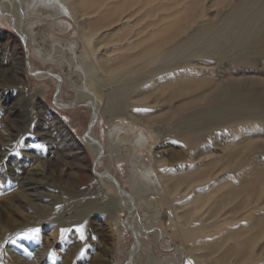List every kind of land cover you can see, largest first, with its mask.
I'll use <instances>...</instances> for the list:
<instances>
[{
	"label": "bare ground",
	"instance_id": "6f19581e",
	"mask_svg": "<svg viewBox=\"0 0 264 264\" xmlns=\"http://www.w3.org/2000/svg\"><path fill=\"white\" fill-rule=\"evenodd\" d=\"M31 2L25 6L20 0L2 1L0 14L13 20L18 15L21 26L28 13L38 15L35 12L40 6L54 11L52 16L71 18L81 31L79 43L58 40L48 49L41 47L45 40L34 32L25 33L24 25L19 31L25 49L27 41L39 46L40 54L51 55L55 63L69 67V79L75 77L74 71L78 73L83 85L75 91L76 100L70 106L87 99L97 112V121L100 112H108L122 125L147 128L153 139L152 124L157 123L161 136L163 133L184 150L172 161L158 153L151 157L154 165L147 172L152 192L142 197L127 195L109 170L102 175L94 170V183L86 184L87 188L83 185L84 207L44 206L47 214L35 224L37 240L50 252L56 246L62 248L58 244L63 243L67 253L72 252L74 243L84 242L83 248L104 254L105 259L99 258L101 264H114L116 233L122 230L120 216L127 206L132 219L129 228L135 235L143 211V229L155 230L157 240L167 242H172L168 231L172 232L181 243L182 255H188L185 264H264V96L257 90L251 100L231 98L228 89L232 82L227 78L232 68L251 63L248 56L232 58L239 47L248 44L259 49L264 59V0H49L46 6H41L40 0ZM29 55L27 48V66L34 73L38 70L30 65ZM67 55L75 62H69ZM83 57L87 61L84 66ZM52 76L59 75L49 70L47 77L55 78ZM107 82L114 87L107 88ZM36 92L34 99L42 102L44 90ZM215 105L229 110L215 115V120L224 117L220 125L210 118L214 113L209 108ZM55 120L61 123L58 117ZM120 140L135 142L133 135ZM85 141L98 155L104 153L94 129ZM135 144L139 149L144 145ZM109 149L113 156L117 154L113 147ZM130 154L116 155L117 161L131 164L135 172L148 167L145 160L140 165L131 160ZM134 177L135 173L130 181ZM81 211L88 216L82 224L84 241L75 230L71 236L68 231L58 237L61 229L72 228L74 214L78 219ZM26 230L16 231L25 238ZM141 248L136 240L123 264L144 260ZM155 259V255L149 256L148 264ZM7 260V264L22 263L16 253L8 254ZM34 263L52 264V256Z\"/></svg>",
	"mask_w": 264,
	"mask_h": 264
},
{
	"label": "rangeland",
	"instance_id": "374dc122",
	"mask_svg": "<svg viewBox=\"0 0 264 264\" xmlns=\"http://www.w3.org/2000/svg\"><path fill=\"white\" fill-rule=\"evenodd\" d=\"M2 1L5 0H0V2ZM31 1L29 2L32 3ZM29 2L28 0H20V3L25 6ZM48 3L49 0H40L41 6H46ZM38 7L39 10L35 12L38 15L35 16L33 12L28 13L21 26L18 25L20 19L18 15H15L13 20L9 15L0 14V264H7V255L12 253H16L20 257L21 264H36L34 263L36 259H45L49 254L52 256V264H101L103 261L100 262L99 258L105 259L104 254L83 248L84 242L80 245L74 243L72 252L67 253L64 252L63 243L58 244L62 245V248L56 246L54 251L50 252L49 248L43 245V241L37 240L39 228L37 229L35 224H37V220L47 214V211H44L46 210L45 207L49 209L53 204L61 208L78 206L81 209L84 207L87 199L84 198L86 196L83 197L82 195L85 190L83 185L87 188L88 184L94 183L96 175L94 170L100 174L109 170L129 196L140 194L142 197L146 193L150 194L152 185L150 186L151 178H149L150 173L147 171L154 165V158L151 157L158 153L172 161V159L179 157L184 150L179 144L165 139L163 133L161 136V129L158 130L157 126L159 125L157 123L152 124V130L156 135L153 139L151 134L147 135L149 134L146 132L147 128L138 127L134 124L122 125L120 120L113 119L110 113L102 111L94 127V133L104 148V156L96 164L98 154L83 138L92 118V108L86 105L89 101L83 99L76 108L61 107L63 104L71 105L76 100L75 91L77 92L83 85L82 79L75 71V77L69 79L70 69L68 66L55 63V60L50 57L51 55L49 57L43 56L39 52L42 50L39 46L36 47L27 41L26 47L30 54L28 58L31 66L38 70L37 72L52 70L62 78L60 94L56 98L60 83L55 78L47 77L48 74L34 76V74L29 73L26 49L22 37L19 35L20 28L24 25L25 33L34 32L36 37L39 36L40 39L45 40L41 47L48 49L53 42L58 40L64 43L73 41L79 43L81 31L71 18L52 16L51 13L53 14L54 11ZM16 10L18 13V8H15ZM245 45H243V49L239 47V51L234 50L231 56L235 60L240 56H248L251 63L247 62L245 65L232 68L233 71L228 72L227 78L232 82L228 94H231L229 95L231 98L251 100L258 92L264 96V59L259 49H254L248 44ZM111 46L113 44L107 48H111ZM44 58L47 59L46 62ZM67 59L71 63L75 62L72 55H67ZM82 61V66L87 64L84 57ZM257 69L258 71L255 72ZM74 82L76 83L73 84ZM106 84H110L107 88L114 87L111 83L107 82ZM241 85H244V88L240 87ZM39 89H43L45 93L42 102L34 99L36 98L34 95ZM102 108L103 103L100 105V109ZM209 110L214 113L210 116L211 120H215L214 117L218 112L229 111L220 105H215ZM57 117L61 123L55 120ZM231 118L228 117V119ZM223 121L224 117L222 116L217 118L214 123L220 125ZM131 135H133L135 142L120 140V137ZM41 139L45 140L42 141ZM259 141L258 144L262 142ZM142 142L144 145L139 149L135 143ZM109 147L116 149L117 154L113 156ZM168 148L170 151L166 153ZM130 150L132 151L130 152ZM119 154L124 156L130 154L131 160L137 161L139 165L145 160L148 167L135 172L131 164L117 161L116 155L119 156ZM57 167L60 172L56 169ZM133 173H135L134 180L130 181ZM37 178L39 180L36 181ZM107 192L127 199L124 195H119L109 188ZM31 205L35 206L31 207ZM85 212L77 213L78 219L74 214L75 217L73 216L70 222L72 228L69 225L71 231L69 236L75 234L73 231L75 227L88 221ZM139 215L140 225L137 223L138 231L135 235L128 226H132L130 211L127 206L123 208L120 216L122 230L116 233L117 247L114 264H123L127 261L129 252L132 251L136 240L140 241L145 256L144 260H140L138 264H148L147 260L151 255H155L156 258L153 264L161 262L169 264L167 262L171 259H175L177 264H185L188 255H182L179 250L181 243L174 237L173 233L168 231L169 235H172V242H167L163 238L157 240L155 230L143 229L146 226L144 222L145 212L140 211ZM163 221L167 222L168 217L164 216ZM13 225H17L16 228ZM24 227L27 229V233L33 229L38 231L35 235H28V237L23 238L20 237L21 234H17L16 230L21 228L25 230ZM61 231L58 232V237L61 236Z\"/></svg>",
	"mask_w": 264,
	"mask_h": 264
},
{
	"label": "water",
	"instance_id": "95a60500",
	"mask_svg": "<svg viewBox=\"0 0 264 264\" xmlns=\"http://www.w3.org/2000/svg\"><path fill=\"white\" fill-rule=\"evenodd\" d=\"M24 41H25V39H24ZM27 49V48H26ZM31 65V64H30ZM30 67V66H29ZM32 69L31 68H29V73L30 74H34V76H37V75H41V74H48V71H44V72H42V71H40V72H34V73H32V71H31ZM52 77H55V78H57L58 80H59V83H60V86L57 88V92H56V98L58 97V95L60 94V89H61V85H62V79L59 77V76H52ZM56 98H55V101H56ZM55 104L59 107V105L55 102ZM88 107H89V105L90 104H86ZM66 106L67 107H65L64 105H63V108H68V109H70V108H76L77 107V105H72V106H70L69 104H66ZM62 107V106H61ZM92 110H93V112H92V118H91V122H90V125H89V128H88V130H87V132H86V134L84 135V139L85 140H87V138H89L90 137V133L93 131V129H94V127L96 126V122H97V112H96V110H95V108H94V106H92ZM101 145V144H100ZM102 156H104V154H99L98 155V157L96 158V164L98 163V161H99V159L102 157ZM100 174V173H99ZM102 175V174H101ZM129 226V225H128ZM131 230V229H130ZM132 231V230H131Z\"/></svg>",
	"mask_w": 264,
	"mask_h": 264
},
{
	"label": "snow or ice",
	"instance_id": "6c2138e0",
	"mask_svg": "<svg viewBox=\"0 0 264 264\" xmlns=\"http://www.w3.org/2000/svg\"><path fill=\"white\" fill-rule=\"evenodd\" d=\"M75 230H76L77 233H79L80 239L83 240L85 238L84 237V228H83V226L82 225L78 226ZM37 231L38 230L33 229L30 233H28V235H35ZM68 231H70V229H63L62 232H61V236L63 237L64 234H66Z\"/></svg>",
	"mask_w": 264,
	"mask_h": 264
}]
</instances>
